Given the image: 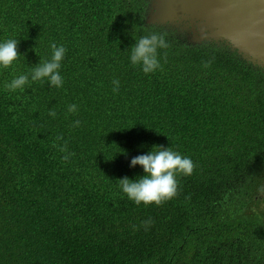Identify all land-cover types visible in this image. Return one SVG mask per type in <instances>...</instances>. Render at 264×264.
<instances>
[{"label": "trees", "instance_id": "trees-1", "mask_svg": "<svg viewBox=\"0 0 264 264\" xmlns=\"http://www.w3.org/2000/svg\"><path fill=\"white\" fill-rule=\"evenodd\" d=\"M148 3L0 0V39L20 54L0 70V264H264V67L146 22ZM153 32L167 46L144 74L129 46ZM50 42L66 49L62 86L5 90ZM155 145L191 174L171 199L134 204L118 179L142 175L129 160Z\"/></svg>", "mask_w": 264, "mask_h": 264}, {"label": "clouds", "instance_id": "clouds-1", "mask_svg": "<svg viewBox=\"0 0 264 264\" xmlns=\"http://www.w3.org/2000/svg\"><path fill=\"white\" fill-rule=\"evenodd\" d=\"M172 27L174 26L172 25ZM182 33L186 34L185 32ZM185 37L187 39L186 35ZM17 44V38L6 37L0 39V70H15L14 62L20 55L17 52ZM166 46V40L162 34L153 32L148 35H140L129 46L128 62L132 66L138 65L144 74L153 73L160 67L157 50ZM48 48L50 55L47 59L34 64L26 72L12 76L10 80L3 84V88L7 91H24L30 81L47 83L50 87L60 88L63 84V78L59 69L66 49L64 45L56 42H50ZM112 84L115 92L119 87L118 79L114 78ZM76 110L77 106L75 104L67 105V112L74 113ZM48 115L54 117L55 112L49 111ZM72 124L73 126H78L80 121L75 120ZM57 139L59 140L60 138L57 137ZM59 151L64 153L61 156L62 160H68L72 155L71 152L66 151L63 145L59 146ZM120 152L123 154V150ZM137 165L140 166L143 174L134 179H130L127 176L119 178L118 187L128 200L134 204H143L145 206L148 204L159 205L174 197L177 190L176 176L189 175L193 168L189 157L182 156L168 147H160L158 145H155V148L150 147L148 151L138 154L129 160V167ZM142 223L147 225L150 220ZM133 228H135V225H133Z\"/></svg>", "mask_w": 264, "mask_h": 264}, {"label": "water", "instance_id": "water-1", "mask_svg": "<svg viewBox=\"0 0 264 264\" xmlns=\"http://www.w3.org/2000/svg\"><path fill=\"white\" fill-rule=\"evenodd\" d=\"M147 8L146 22L173 25L194 43L223 42L264 67V0H150Z\"/></svg>", "mask_w": 264, "mask_h": 264}, {"label": "flooded vegetation", "instance_id": "flooded-vegetation-1", "mask_svg": "<svg viewBox=\"0 0 264 264\" xmlns=\"http://www.w3.org/2000/svg\"><path fill=\"white\" fill-rule=\"evenodd\" d=\"M148 11H149V9H148ZM149 13V12H148ZM165 25V24H164ZM185 32V31H184ZM186 33V32H185ZM185 35H187L188 36V33H186Z\"/></svg>", "mask_w": 264, "mask_h": 264}]
</instances>
